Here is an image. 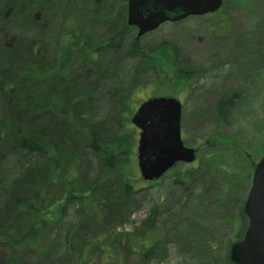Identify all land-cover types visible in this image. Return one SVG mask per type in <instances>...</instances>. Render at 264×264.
Wrapping results in <instances>:
<instances>
[{"label": "rangeland", "instance_id": "rangeland-1", "mask_svg": "<svg viewBox=\"0 0 264 264\" xmlns=\"http://www.w3.org/2000/svg\"><path fill=\"white\" fill-rule=\"evenodd\" d=\"M21 4L26 7L19 12ZM12 5L19 7L7 18L14 23L9 32L22 42L7 47L8 37L0 34V213L12 195L32 190L27 187L30 165L44 166L48 160V155L29 154L11 144V132L20 125L25 129L32 112L51 126L60 123L58 115L65 116L53 107L58 104L56 83L61 86L66 80V75L56 72L59 37L67 26H83L95 44L96 57L94 64H85L81 57L72 59L75 89L86 96L65 108L69 113L65 117L78 116L83 134L68 128L64 138L74 151L75 133L82 136L77 145L92 130L111 145L127 131L133 135L120 158L126 172L137 171L140 182L131 193L127 213L119 219V212L109 213L104 225L121 264H235L231 250L248 228L245 202L256 166L264 157V0H225L222 12L215 16L168 22L139 39L137 28L128 23L127 0L99 4L94 0H0V22L5 19L4 9ZM37 8L43 10L39 18ZM135 40L140 51L133 48ZM165 44L178 49V56L170 57L172 68L149 62L148 57L159 54ZM37 59V75L50 73L47 82H37L29 90L15 84L20 75H27L28 67H36ZM179 71L193 72L194 77L180 79ZM128 95L135 103L126 109L118 101ZM156 97L182 103V140L197 150V159L192 164L179 163L161 179L148 182L138 169L140 130L131 120L142 102ZM60 98L68 101L66 94ZM222 103L227 104L217 111ZM40 119L27 125H37L34 122ZM80 151L86 164L77 184L99 180L98 160L87 147ZM122 177L123 172H117L110 187L98 182L97 200L102 204L117 200V182ZM43 185L39 179L37 187ZM54 191L64 192L65 185L55 186ZM24 217L13 215L14 235L22 232ZM85 226L81 207L71 202L65 216L45 234L50 253L44 261L31 251L19 254L0 244V264H8L12 255L28 263L67 262L66 235L71 228L74 262L82 241L92 234ZM141 241L151 251L144 258L133 247Z\"/></svg>", "mask_w": 264, "mask_h": 264}, {"label": "trees", "instance_id": "trees-1", "mask_svg": "<svg viewBox=\"0 0 264 264\" xmlns=\"http://www.w3.org/2000/svg\"><path fill=\"white\" fill-rule=\"evenodd\" d=\"M221 12L222 10L217 14ZM210 16H215V14ZM138 44L135 40L133 48L140 51ZM171 56L176 58L178 49L165 44L159 54L154 53L148 58L149 62L157 63L160 68H163V66L172 68ZM95 57V48L91 47L89 59L87 58L84 61L94 64ZM71 64V58L62 54L56 70L61 75H66V80L61 84L62 87L56 83L55 94L58 97V104L53 107L60 114L64 113L65 116H69L65 108L69 109L71 105H77L79 100L86 96L75 89L76 80L70 70ZM27 71V75H20V79L18 78L15 84L18 83L19 86L28 90L29 86L37 85V82L45 81L46 83L48 76H50L48 72L37 75L39 72L37 61L36 67H28ZM29 73L31 74L28 75ZM179 73L180 79L187 76L192 79L194 77L193 72L179 71ZM104 74L107 75L106 71H104ZM100 77L103 78L102 72ZM65 94L68 96L66 103L61 101L60 98L65 97ZM133 103H135L134 97L132 98L129 95L118 101V104L124 105L126 109H129ZM225 104L227 103L217 106L216 110L221 111ZM28 109L29 111L33 109L32 104ZM33 116L34 112L30 113L29 117L32 118H27V122L33 123L36 119H40ZM65 116L61 117L65 119L63 120L58 115L57 121H60L59 124L56 122L51 126L48 120L41 117L40 120L34 122L37 125H27L26 122L25 129L20 125L19 129L17 128L11 132L13 137L10 140L11 144H15L18 149L25 150L29 154L48 155V160L44 166L30 165L27 187L32 190L26 193H22L23 190H20L19 195H12L10 197L11 201L2 209L0 213V244L19 254L31 251L40 261H44L47 253H50L45 241L46 232L65 216L66 207L69 203L77 202L81 207L83 223L86 224L85 227H89L92 234L84 238L81 243V252L76 261L73 262L75 258L73 250L74 228H71L66 235L68 244L67 262L62 264H121V256L117 249L110 245L112 243L111 234L104 231V225L109 213L119 212L120 214L116 215L118 219L127 213L124 210L128 207L131 193L134 192L140 182L137 171L130 169L126 172L125 165L120 158L121 149L133 141V135L127 131L122 136L120 135L121 137L118 136L116 144L111 145L101 138L98 130H92L83 135L85 142L83 140L82 144L77 145L82 136L75 133L77 138L75 139L74 151H72V144L64 138L68 133L67 129H78L83 134V126L76 114L71 118ZM82 146L87 147L92 153V158L94 156L98 160L100 176L97 181L92 180L78 185V177L86 164L85 154L80 151ZM111 146L116 147L114 149ZM117 172H123V177L117 182V186H119L118 193H116L117 200H105L106 202L102 204L96 198L97 183L104 182L106 183L105 186L110 187L114 183L113 177ZM39 179L44 182L42 187H37ZM59 184L65 185V191L62 193L54 191L55 186ZM51 185L53 186L51 187ZM17 214L25 216L24 225L21 227L22 232L19 235H14L11 228L15 220L13 215L16 216ZM133 244H136L133 247H136L142 258L150 255L151 251L147 250L146 242H134ZM8 264L38 263H28L12 255L8 257Z\"/></svg>", "mask_w": 264, "mask_h": 264}, {"label": "water", "instance_id": "water-1", "mask_svg": "<svg viewBox=\"0 0 264 264\" xmlns=\"http://www.w3.org/2000/svg\"><path fill=\"white\" fill-rule=\"evenodd\" d=\"M150 1L147 9L146 0H129V24L138 26V38L166 21L216 13L224 4V0ZM131 122L141 130L137 164L144 181L159 180L176 164L197 159V151L182 140V104L178 99L151 98L140 105ZM245 211L249 225L244 238L233 246L231 260L235 264H264V157L256 167Z\"/></svg>", "mask_w": 264, "mask_h": 264}, {"label": "flooded vegetation", "instance_id": "flooded-vegetation-1", "mask_svg": "<svg viewBox=\"0 0 264 264\" xmlns=\"http://www.w3.org/2000/svg\"><path fill=\"white\" fill-rule=\"evenodd\" d=\"M96 3H100L102 1H107V0H94ZM151 1L150 0H146V7L151 5ZM21 5H26V4H21ZM19 6L17 5H12L10 6L8 9H4V17L5 18L3 21L0 22V34L6 35L9 39V42H6V46L9 47V45H13L14 43H21L22 40H18V38L13 37L14 35H12L9 31V27L11 26V23L9 19V16L12 13H17V9ZM24 7H19V9H21L19 12H21ZM78 7V6H77ZM127 7H128V13H129V0H127ZM148 9V7H147ZM36 10H38L39 12L36 13V18H39V15H43V10L41 8H37ZM3 12V10H1ZM154 10H150V12H152ZM149 12V13H150ZM8 18V19H7ZM2 24L4 26V28L2 27ZM135 28L138 27L134 26ZM119 33L116 35V39L119 40ZM18 40V41H17ZM119 41H117L118 44ZM91 47H95V44H93V40L92 37L89 33V30L87 27L83 26H77V25H70L67 26V28H65V31H63L62 35L59 37V43H58V51H57V61H59L60 57L62 54L68 55L69 58H71V60L74 57H78V58H82V60H86L91 52ZM38 50H36V55L38 54L37 52ZM96 51L97 49H95V55H96ZM89 59V58H88ZM38 62V59H37ZM85 64L89 63L84 61ZM39 68V65H38Z\"/></svg>", "mask_w": 264, "mask_h": 264}]
</instances>
